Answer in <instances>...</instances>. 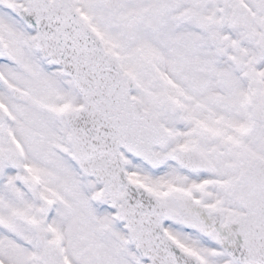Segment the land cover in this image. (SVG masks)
I'll return each mask as SVG.
<instances>
[{
    "label": "snow or ice",
    "instance_id": "snow-or-ice-1",
    "mask_svg": "<svg viewBox=\"0 0 264 264\" xmlns=\"http://www.w3.org/2000/svg\"><path fill=\"white\" fill-rule=\"evenodd\" d=\"M0 264H264V0H0Z\"/></svg>",
    "mask_w": 264,
    "mask_h": 264
}]
</instances>
